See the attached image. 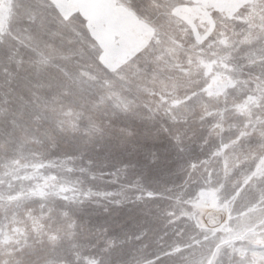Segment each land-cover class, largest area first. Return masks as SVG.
<instances>
[{
    "label": "rangeland",
    "instance_id": "1",
    "mask_svg": "<svg viewBox=\"0 0 264 264\" xmlns=\"http://www.w3.org/2000/svg\"><path fill=\"white\" fill-rule=\"evenodd\" d=\"M0 264H264V0H0Z\"/></svg>",
    "mask_w": 264,
    "mask_h": 264
}]
</instances>
